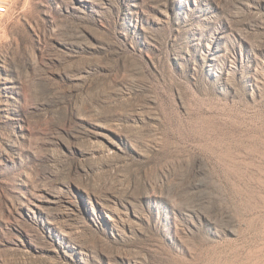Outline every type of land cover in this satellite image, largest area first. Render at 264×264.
Segmentation results:
<instances>
[{"label": "rangeland", "instance_id": "374dc122", "mask_svg": "<svg viewBox=\"0 0 264 264\" xmlns=\"http://www.w3.org/2000/svg\"><path fill=\"white\" fill-rule=\"evenodd\" d=\"M0 9V264H264V0Z\"/></svg>", "mask_w": 264, "mask_h": 264}, {"label": "built area", "instance_id": "2783aa9c", "mask_svg": "<svg viewBox=\"0 0 264 264\" xmlns=\"http://www.w3.org/2000/svg\"><path fill=\"white\" fill-rule=\"evenodd\" d=\"M3 17H4L3 10L0 9V24H1L2 20H3Z\"/></svg>", "mask_w": 264, "mask_h": 264}]
</instances>
